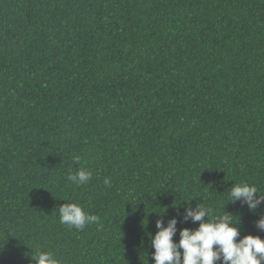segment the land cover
<instances>
[{
  "label": "trees",
  "instance_id": "1",
  "mask_svg": "<svg viewBox=\"0 0 264 264\" xmlns=\"http://www.w3.org/2000/svg\"><path fill=\"white\" fill-rule=\"evenodd\" d=\"M235 182L264 194V0H0V264H154L198 203L264 238Z\"/></svg>",
  "mask_w": 264,
  "mask_h": 264
},
{
  "label": "clouds",
  "instance_id": "2",
  "mask_svg": "<svg viewBox=\"0 0 264 264\" xmlns=\"http://www.w3.org/2000/svg\"><path fill=\"white\" fill-rule=\"evenodd\" d=\"M75 162H79V157L75 158ZM91 178L92 172L83 168L68 176V180L77 185H84ZM103 182L110 186L112 181L110 177H105ZM229 195V202L239 201L252 211L264 205V194L254 184L235 182ZM233 217L229 212L214 214L211 207L200 203L195 207L188 206L183 219L199 222V226L195 229L181 228L178 242L173 237L178 230L179 218L172 217L166 226L163 219H158L155 235H149L154 248V264H264V238L251 233L241 237L237 226L239 222L234 221ZM59 218L62 224L80 231L90 223L99 222L97 215L89 214L82 205L74 202H66L59 207ZM256 226L264 231V215L259 217ZM32 259L35 264H59L52 251H36Z\"/></svg>",
  "mask_w": 264,
  "mask_h": 264
}]
</instances>
